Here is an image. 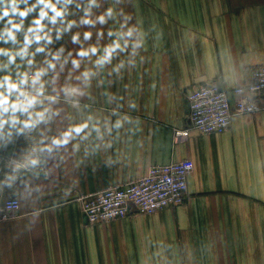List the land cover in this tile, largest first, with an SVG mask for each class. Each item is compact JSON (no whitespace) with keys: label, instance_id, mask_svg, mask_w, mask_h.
<instances>
[{"label":"crops","instance_id":"obj_1","mask_svg":"<svg viewBox=\"0 0 264 264\" xmlns=\"http://www.w3.org/2000/svg\"><path fill=\"white\" fill-rule=\"evenodd\" d=\"M56 21L44 70L24 74L31 93L0 107V208L18 200L0 218V264H264V107L178 133L194 86L233 101L253 81L264 0H79ZM183 158V203L87 222V195Z\"/></svg>","mask_w":264,"mask_h":264},{"label":"built area","instance_id":"obj_2","mask_svg":"<svg viewBox=\"0 0 264 264\" xmlns=\"http://www.w3.org/2000/svg\"><path fill=\"white\" fill-rule=\"evenodd\" d=\"M232 92L235 95L233 101L228 91L214 83H202L190 89L187 93L189 127L178 133L186 136L190 129L200 134L223 132L230 127L235 115L253 113L263 108L264 103L250 100L247 95L264 94V63L254 70L252 82L236 87ZM16 93L23 100L30 94L23 88H17ZM193 166L189 158L168 164H154L149 166L143 176L132 182L87 195L82 204L87 222H108L124 218L130 213L152 214L183 203L188 195L187 180ZM17 208L16 198L4 200L0 218H5Z\"/></svg>","mask_w":264,"mask_h":264},{"label":"rangeland","instance_id":"obj_3","mask_svg":"<svg viewBox=\"0 0 264 264\" xmlns=\"http://www.w3.org/2000/svg\"><path fill=\"white\" fill-rule=\"evenodd\" d=\"M79 0H50V5H54L56 10L62 13V7L64 4L68 2H77ZM81 2L89 1V0H80ZM47 2V0H46ZM10 3L11 0H3L0 2V13H2L5 7H9L10 11ZM16 5L18 12L29 10L27 16L20 17L17 15H12L11 11L9 16L0 19V98L5 97H13L16 90L9 91L8 84L14 83V75L19 73L21 75L22 81L24 78V74H27L28 70L36 73L37 69L44 70V60L42 59L43 51L48 47V50L54 51V47L56 43H49L48 40H52V33L56 28L57 18L60 16H56L55 12L52 11L51 6L45 7V4L38 3V0H16ZM44 11L47 15L41 20V24L43 25V31L39 33H29L28 29L30 27L35 28L34 21L36 19H40V13ZM55 17V23L52 22V18ZM11 19L14 24H20L21 28L19 31L13 29L15 35V41L8 38L6 35V30L11 29L12 25L8 24V20ZM59 25V24H58ZM39 34L43 37L39 42L34 40V36ZM29 36L33 39V42L27 46V53L24 55H20L22 49L25 48V36ZM55 39V36H54ZM38 48H43V51L38 52ZM47 55V52L46 54ZM52 54H49V56ZM14 56V61L10 62L9 57ZM42 57V58H41ZM33 58V59H32ZM32 59V64L30 63ZM40 60H42V64H40ZM29 66V67H28ZM39 73V71H37ZM8 78L7 83H5V78ZM44 78V75H43ZM47 78V77H46ZM26 78V83H21L23 85V89L29 91L26 87H29L30 83ZM17 89V88H16Z\"/></svg>","mask_w":264,"mask_h":264},{"label":"clouds","instance_id":"obj_4","mask_svg":"<svg viewBox=\"0 0 264 264\" xmlns=\"http://www.w3.org/2000/svg\"><path fill=\"white\" fill-rule=\"evenodd\" d=\"M0 2H3V0H0ZM38 3L45 4V7H49V6H51L52 11L55 12V15H56V16H61V15H62L61 12H59V11L56 10V8H55L54 5H50V0H47V2H46V0H38ZM10 11H11V14H12V15H17V14H18L20 17H25V16H27L28 11H30V9H29V10H25V11H19V12H18L17 5H16V0H11V3H10ZM10 11H9V7H5V8L3 9L2 13H0V19H3L4 17L9 16ZM46 15H47L46 12L41 11V13H40V19H36V20L33 22L34 25H35V28L30 27V28L28 29V32H29V33H39V32H41V31H43V25L41 24V20H42ZM52 22L55 23V17L52 18ZM85 22L87 23L88 21H85ZM8 24H11V25H12V28L6 30V35L8 36L9 39L15 41V35H14V32H13V29L16 30V31H19L20 28H21V25H20V24H14V23L12 22L11 19L8 20ZM88 36H90V33H86V34H85V38H88ZM42 38H43V37H41L39 34H36V35L34 36V40H35L36 42H39ZM77 39H78V37H76V36L73 37V40H74V41L77 40ZM32 42H33V39L26 35V36H25V48L22 49L21 52H20L19 54H20V55H24V54H26V53H27V46L30 45ZM48 42L50 43L51 40L49 39ZM112 50H114V48H113ZM112 50H108V51H107V53H106V57H105L106 59H107L108 57H110V55H111V51H112ZM0 51H2V50H0ZM37 51H38V52L43 51V48H38ZM92 51H93V53H94L96 50H95V49H92ZM80 55H82V56H83V55H87V53H85V52H81ZM14 59H15L14 56H10V57H9V61H10V62L14 61ZM74 63H76V62L74 61ZM40 75H41V73H37V76H36V78H34L33 83L36 82V79H38ZM7 80H8V78L6 77V78H5V83H7ZM21 82H22V83H26V79L23 80V81H21ZM8 88H9V91L11 92V91H13V90H16L17 85H15V84H8ZM34 102H35L34 100H29V101H28L29 104H32V103H34ZM7 104H8V99H7V97H5V98H3V99H0V107H3L4 105H7ZM12 107L15 109V108H16V105H13ZM7 110H8L7 108H3V111H7Z\"/></svg>","mask_w":264,"mask_h":264},{"label":"water","instance_id":"obj_5","mask_svg":"<svg viewBox=\"0 0 264 264\" xmlns=\"http://www.w3.org/2000/svg\"><path fill=\"white\" fill-rule=\"evenodd\" d=\"M130 206L133 208V205H132V203H130Z\"/></svg>","mask_w":264,"mask_h":264}]
</instances>
